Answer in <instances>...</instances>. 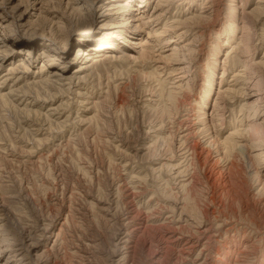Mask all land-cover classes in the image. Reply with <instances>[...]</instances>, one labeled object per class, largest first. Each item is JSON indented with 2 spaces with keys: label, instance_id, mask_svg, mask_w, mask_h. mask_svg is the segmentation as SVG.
Segmentation results:
<instances>
[{
  "label": "rangeland",
  "instance_id": "obj_1",
  "mask_svg": "<svg viewBox=\"0 0 264 264\" xmlns=\"http://www.w3.org/2000/svg\"><path fill=\"white\" fill-rule=\"evenodd\" d=\"M131 2L105 48L113 0H0V264H264V0Z\"/></svg>",
  "mask_w": 264,
  "mask_h": 264
},
{
  "label": "bare ground",
  "instance_id": "obj_2",
  "mask_svg": "<svg viewBox=\"0 0 264 264\" xmlns=\"http://www.w3.org/2000/svg\"><path fill=\"white\" fill-rule=\"evenodd\" d=\"M113 1H115V3H110L109 5H111L112 7L111 8H113V9H106V11H109V12H115V14L116 13H121V16H123V18L122 17H120V21H119V23H121L122 25H117V24H115V23H117V21L116 22H112L110 25H114V26H109L108 28H106L107 30H109V28H110V31L111 32H109L108 34H107V36H109V38L107 39L108 41L107 42H105V43H103V47H110L109 45H110V41H114V40H117V39H120V38H122L121 36H119L120 34H121V30H119V29H121L122 27H123V25L124 24H126V22L127 21H124L125 20V18H124V14H123V12H126L128 9H130V8H132V6L134 7V5L135 4H133L131 1L132 0H113ZM122 1L124 2L123 4H122ZM134 1V0H133ZM135 1H137L138 2V5H137V8L135 9V10H137L138 8H142L143 6H146V0H135ZM98 6V5H97ZM135 7H136V5H135ZM133 9V8H132ZM131 9V10H132ZM123 10V11H122ZM119 18V17H118ZM141 18V17H140ZM117 20V19H116ZM137 20H141V19H138V17H137ZM146 22H149V19H147L146 20ZM114 23V24H113ZM145 23V21H142V23H141V26H142V24H144ZM2 24H0V26H1ZM106 25V24H105ZM115 29V30H114ZM88 30V29H87ZM86 31V29H83L82 30V32H85ZM147 34H148V36H147V38H154V37H156V31H148L147 32ZM101 38V37H100ZM105 41V40H104ZM4 40H2L1 39V37H0V61L1 60H3V59H5L6 57V53H7V46L4 44ZM172 42V41H171ZM144 44L145 43H142V46H144ZM144 48V47H143ZM44 49V48H43ZM116 49V48H115ZM80 50V49H79ZM30 52V51H29ZM46 52V51H45ZM120 52V51H119ZM121 53V52H120ZM20 53H18L17 55H19ZM30 53H28V55H29ZM89 54V53H88ZM146 54H148V51H146V49H142L141 51H140V55L141 56H145ZM109 55L110 54H108V56H101V55H99V56H94V58H92V60H91V62L89 63V64H84L83 66H80L78 69H77V71L76 72H78L79 70H83V69H94L95 67V65H97V64H102L101 62H103V61H105V58H107V57H109ZM52 56V55H51ZM115 56L116 55H112V57H114L115 58ZM118 56V55H117ZM3 57V58H2ZM44 57H48L49 58V53L48 54H46ZM112 57H111V59H112ZM91 58V57H90ZM117 58V57H116ZM50 59V58H49ZM24 57H20V59L18 60V66L19 67H21V69L23 70L21 73H26L25 72V69L26 70H28L27 69V66H25V62H24ZM48 60V59H47ZM27 65V64H26ZM44 65H45V63H44ZM98 67V66H97ZM42 68V67H41ZM21 69H20V71H21ZM9 70V73H14L15 71H17L18 70V67L16 66V67H12V68H9L8 69ZM45 70V69H44ZM39 72H44V71H42V70H40ZM61 72V71H60ZM20 73V74H21ZM62 73H63V71H62ZM62 73H51V72H46V73H41L40 74V76H36V77H33L31 80H30V78H28L27 80H30V83H31V86L32 85H34V86H37V85H39L38 87H40V86H43V85H51L52 86V84L55 86V83H60V82H62V81H64V80H66L67 79V77H65L64 76V74H62ZM4 75H6L5 73H4ZM79 76V75H78ZM76 77H77V75H76ZM80 77V76H79ZM3 78H4V76H3ZM20 78H22L21 76H20ZM7 79V78H6ZM77 79H78V77H77ZM69 80V79H68ZM159 80V79H158ZM3 81L4 80H2L1 81V83H3ZM79 81V80H78ZM24 82V81H23ZM71 82V81H70ZM0 83V84H1ZM66 83V82H65ZM64 83V84H65ZM68 84H69V82H68ZM60 85H63V84H61L60 83ZM72 84H70L69 85V88H70V86H71ZM30 86V85H29ZM53 86V87H54ZM65 86V85H64ZM34 88V87H33ZM60 89H61V87H60ZM10 92H12V91H10ZM23 92V91H22ZM207 94V92H205L203 95H206ZM8 95V94H7ZM1 96H3V95H1ZM6 95H4V97H5ZM203 97V96H202ZM8 98V97H7ZM204 105V104H203ZM29 109V108H28ZM30 111V110H29ZM32 111V110H31ZM220 124V123H219ZM254 125H250V126H248V128H246V129H243V132H233L234 134L233 135H230L229 134V136L228 137H226L225 139H224V142H223V149L225 150L224 152H225V154L226 153H234L233 154V157H234V155L235 154H238V155H240V156H243L244 157V155L246 156V158L248 157V154H247V147H246V145L243 143L242 144V140H241V144H238V142H239V140H235V138L233 137L235 134H241V136H243L244 137V139H247V140H255L253 137L256 135V134H259L260 136H262V137H264V132L262 131V127H261V124L260 125H256V124H258V123H256L255 124V122L253 123ZM41 125V124H40ZM221 125V124H220ZM264 127V126H263ZM185 137V136H184ZM231 137V138H230ZM230 138V139H229ZM185 140H187V137L186 138H184ZM183 139V140H184ZM215 138H213V140H214ZM184 140V141H185ZM210 140V139H209ZM209 140H208V142H209ZM183 141V142H184ZM186 143V141L184 142V144ZM193 143V142H192ZM211 143V144H210ZM208 145H212L213 146V148H215L214 150L215 151H217L216 150V144H217V142H214V141H211ZM183 144V143H182ZM186 146H189V147H186V149L187 150H189V151H191V153H190V155L191 154H193L194 155V153L193 152H195V148L197 147V143H196V141H195V144L193 145V146H191V145H186ZM185 147V146H184ZM201 149V148H200ZM198 151V150H197ZM183 152H185V151H183ZM199 152V151H198ZM207 152V151H206ZM256 152V151H255ZM186 153V152H185ZM197 153V152H196ZM195 153V154H196ZM200 153V152H199ZM202 153V152H201ZM200 153V154H201ZM256 154V153H255ZM188 155V154H187ZM193 155H191V159H192V157H193ZM199 155V154H198ZM211 154H210V152L209 153H207V155L206 156H203V157H205V164L207 165V163H209L211 160H210V158L211 159H213L212 157H210L209 158V156H210ZM261 155V154H260ZM183 156V155H182ZM252 156V155H251ZM251 156H249V161H251L252 160V157ZM257 155H254L253 157H256ZM262 156V155H261ZM263 156H264V154H263ZM199 157V156H198ZM188 158V157H187ZM194 158V157H193ZM208 158H209V160H208ZM217 158V156L215 157V159ZM263 158V157H262ZM186 161H187V159H185ZM208 160V161H207ZM192 161V160H191ZM213 162V161H212ZM127 163V162H126ZM251 163V162H250ZM190 164H192V163H190ZM215 164V163H214ZM214 164H211V163H209V168H211L210 169V171H208V173H209V175L211 174L212 175V173H214V168L216 167ZM127 165V164H126ZM188 165V164H187ZM205 165V166H206ZM215 166V167H214ZM203 167H204V165H203ZM193 168V167H192ZM219 171V170H218ZM217 170H215V172H218ZM220 172V171H219ZM194 173V172H193ZM196 174V173H195ZM214 174H216V173H214ZM222 174V173H221ZM191 175H192V173H191ZM210 175V176H211ZM220 175V174H219ZM135 177V176H134ZM209 177V176H208ZM120 178H122V177H119V179ZM190 178H192V177H190ZM118 180V179H117ZM136 180V179H135ZM189 180V179H188ZM187 180V181H188ZM190 180H192V179H190ZM194 181V180H193ZM216 181V180H215ZM118 182V181H117ZM120 182V181H119ZM122 182V181H121ZM120 182V183H121ZM133 182H134V179H133ZM206 182H208V181H206ZM137 183V182H136ZM140 183V182H139ZM212 183V182H211ZM125 184V183H124ZM192 184V183H191ZM219 184V183H218ZM120 185V184H119ZM122 185L123 184H121V187H122ZM209 185V184H208ZM124 186V185H123ZM133 186L135 187L136 185L135 184H133ZM138 186H139V184H138ZM185 186H186V183H185V185H183L182 187L184 188V190L185 189H187V188H185ZM210 186V185H209ZM118 187V186H117ZM125 187H127L126 186V184H125V186H124V188ZM139 188V187H138ZM121 189V188H120ZM121 191V190H120ZM123 192V191H122ZM136 192V191H135ZM139 192H141V191H139ZM143 192V191H142ZM141 192V193H142ZM187 192V191H186ZM221 192V191H220ZM121 193V192H120ZM125 193V192H124ZM128 193L126 192V195H127ZM137 194H139V193H137ZM137 194H133V195H137ZM125 195V194H124ZM213 195V194H212ZM119 196V195H118ZM124 197V196H123ZM130 197V196H129ZM213 197V196H212ZM121 199V198H120ZM125 199V198H124ZM129 199V198H128ZM131 199V198H130ZM110 201H112V200H110ZM123 202H124V200H122ZM147 201H149V199L147 200ZM105 202H106V200H105ZM107 202H108V200H107ZM121 201H119V203H120ZM127 202L129 203V201L127 200ZM126 202V204H128ZM134 202H136V201H134ZM221 202V201H220ZM109 203V202H108ZM115 203H116V201H115ZM114 203V204H115ZM214 203V202H213ZM111 204V203H110ZM113 204V203H112ZM125 204V205H126ZM116 205V204H115ZM124 205V204H123ZM161 205V204H160ZM160 205H159V207H160ZM218 205V204H217ZM107 206V205H106ZM110 206V205H109ZM108 206V207H109ZM130 206V205H129ZM150 206V205H149ZM158 206V205H157ZM105 207V206H104ZM103 207V208H104ZM107 207V208H108ZM132 207V206H131ZM163 207V206H162ZM172 207H173V205H172ZM222 207H223V205H222ZM106 208V209H107ZM110 208V207H109ZM124 208H125V206H124ZM177 208V207H176ZM216 209H218V207H215ZM214 208V209H215ZM123 209V208H122ZM130 209V208H129ZM153 209V208H152ZM155 209V208H154ZM157 209V208H156ZM155 209V210H156ZM160 209V208H159ZM163 208H161V210H162ZM165 209V208H164ZM204 209V208H203ZM203 209L202 210H200V208H198V211L200 210V214H201V212L203 211ZM103 210H105V209H103ZM107 210H109V209H107ZM124 210V209H123ZM126 210H127V208H126ZM161 210H159V211H161ZM173 210H175V209H173ZM182 210L184 211L185 209L183 208V206H181V208H180V213L182 212ZM206 210H207V208H206ZM221 210H223V209H219V210H217V216H215V215H213V214H211V215H213L214 216V219H216L217 220V218H219V219H221V214H222V216L224 215L223 214V212L221 211ZM129 211V210H128ZM151 211H153V210H151L150 209V212ZM156 211H158V210H156ZM216 211V210H215ZM139 212V211H138ZM145 212H147V210L145 211ZM149 212V211H148ZM172 212V211H171ZM207 212V211H206ZM131 213V212H130ZM136 213V212H135ZM216 213V212H215ZM140 214V213H139ZM151 214V213H150ZM174 214V213H173ZM202 214H203V212H202ZM205 214H207V213H204L202 216L205 218ZM117 215V214H116ZM128 215V214H127ZM135 215V214H134ZM170 215H171V213H170ZM169 215V216H170ZM176 215V214H175ZM181 215V214H180ZM179 215V216H180ZM113 216H115V215H113ZM136 216H138L137 214H136ZM182 216V215H181ZM125 217V216H124ZM123 217V218H124ZM127 217V216H126ZM132 217V219H134L133 218V215L131 216ZM149 217V216H148ZM117 218V217H116ZM130 218V217H129ZM128 217H127V220L129 219ZM145 218V217H144ZM172 218V220H174L173 219V217H171ZM171 218H169V219H171ZM212 218V217H211ZM147 219V218H146ZM145 219V220H146ZM226 219V218H225ZM225 219H224V222H220V223H222V224H220L219 225V228H224V226H226V225H228V223L225 221ZM114 220H115V218H114ZM130 220V219H129ZM180 220V219H179ZM222 220H223V218H222ZM124 221V220H123ZM123 221H122V223H123ZM181 221V220H180ZM127 222V221H126ZM202 222V221H201ZM200 222V223H201ZM216 222V221H215ZM229 222V221H228ZM131 223H132V221H131ZM130 223V224H131ZM115 224H116V222H115ZM115 224H113V225H115ZM136 224V223H135ZM213 224V223H212ZM126 225V224H125ZM214 225V224H213ZM123 226V225H122ZM146 226V225H145ZM144 226V227H145ZM117 226H114V229L116 228ZM119 227H120V224H119ZM132 227V226H131ZM136 227V226H135ZM135 227H133V228H135ZM140 227H141V225H140ZM209 227V226H208ZM217 227V226H216ZM133 228H131V230L133 229ZM219 228H218V230H216L217 232L219 231ZM229 228H231V227H229ZM209 229H211V228H204L203 230H202V234H204V235H206V233L208 232V230ZM225 229V228H224ZM116 230V229H115ZM118 230V229H117ZM119 230H120V228H119ZM128 230V229H127ZM130 230V229H129ZM131 230H130V232H131ZM146 230V229H145ZM144 230V231H145ZM45 231V230H44ZM126 231V230H125ZM191 231V230H190ZM129 231L127 232V233H130ZM148 232V231H147ZM198 232V231H197ZM200 232V231H199ZM216 232V233H217ZM224 232H228V228H226L225 230H224ZM133 233V232H132ZM115 235V234H114ZM117 235V234H116ZM193 235H195V236H197V234H194L193 233ZM218 235L220 236L221 234H220V232H218ZM123 236V235H122ZM121 236V237H122ZM201 236V235H200ZM115 237V236H114ZM114 237H112V238H114ZM159 237V236H158ZM172 237H174V236H172ZM176 238L178 237V236H175ZM180 237V236H179ZM217 237V234H212V235H209V236H206V242H209L208 243V245H210V244H212V241H216L215 240V238ZM123 238V237H122ZM198 238V237H197ZM120 239V238H119ZM128 239V238H127ZM124 240V239H123ZM129 240H130V238H129ZM178 239H175V241H177ZM122 241V240H121ZM120 241V242H121ZM125 243L127 242V240H125L124 241ZM173 243V245H175V243H174V241H172ZM195 242V241H194ZM205 242V241H204ZM124 243V244H125ZM117 244V243H116ZM123 244V245H124ZM195 244V243H194ZM126 245V244H125ZM193 245V244H192ZM204 245V244H203ZM202 245V246H203ZM206 245V244H205ZM187 247H188V245H186ZM116 247V246H115ZM119 247V246H118ZM121 247V249H122V247L123 246H120ZM126 247V246H125ZM134 247V246H133ZM133 247H132V249H133ZM190 247V246H189ZM192 247V246H191ZM117 248V247H116ZM129 248V247H128ZM163 248V247H162ZM204 248V247H203ZM206 248H207V246H206ZM170 248H168L167 250H169ZM172 249V248H171ZM182 249V248H181ZM180 249V250H181ZM208 249H209V247H208ZM239 249V248H238ZM116 250V249H115ZM124 250V249H123ZM126 250V249H125ZM183 250V249H182ZM191 250V249H190ZM130 251V250H129ZM186 251V250H185ZM189 251V250H188ZM208 251V250H207ZM113 252V251H112ZM124 252V251H123ZM166 252V249H165V251H164V253ZM187 252V251H186ZM241 252V251H240ZM167 253V252H166ZM238 253V252H237ZM126 254V253H125ZM201 254V253H200ZM243 254V253H242ZM124 255V254H123ZM202 255V254H201ZM208 255V254H207ZM163 256V255H162ZM198 256H200V255H198ZM236 256H238V255H236ZM240 256V255H239ZM238 256V257H239ZM120 257H121V255H120ZM164 257H166V256H164ZM168 257V256H167ZM118 258V257H117ZM123 258V257H122ZM121 258V259H122ZM162 258V257H161ZM185 258V257H184ZM230 258V257H229ZM110 259V258H109ZM124 259V258H123ZM164 259V258H163ZM196 259H197V257H196ZM207 259V258H206ZM227 259V258H226ZM111 261L113 260L112 258L110 259ZM120 260V259H119ZM118 260V261H119ZM159 260V257H157L156 258V261H158ZM199 259H197L196 261H198ZM240 260V259H239ZM117 261V262H118ZM163 261V260H162ZM162 261L161 260H159L158 261V263H162ZM238 260L235 258V260H234V262H233V264H238V262H237ZM242 261V260H241ZM240 261V262H241ZM117 262H115V263H117ZM164 262V261H163ZM114 263V264H115ZM204 263H205V261H204ZM230 263V260H229V262H228V264ZM242 263V262H241ZM240 263V264H241ZM111 264H112V262H111ZM194 264H195V262H194ZM198 264H201V262H199Z\"/></svg>",
  "mask_w": 264,
  "mask_h": 264
}]
</instances>
